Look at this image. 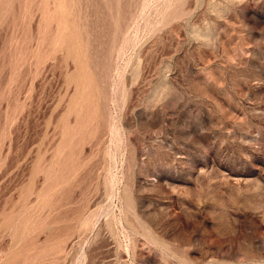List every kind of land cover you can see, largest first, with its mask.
I'll use <instances>...</instances> for the list:
<instances>
[{
  "label": "rangeland",
  "instance_id": "rangeland-1",
  "mask_svg": "<svg viewBox=\"0 0 264 264\" xmlns=\"http://www.w3.org/2000/svg\"><path fill=\"white\" fill-rule=\"evenodd\" d=\"M0 264H264V0H0Z\"/></svg>",
  "mask_w": 264,
  "mask_h": 264
}]
</instances>
